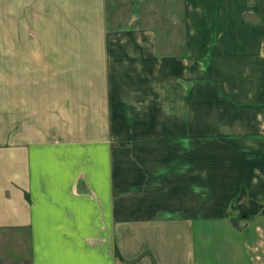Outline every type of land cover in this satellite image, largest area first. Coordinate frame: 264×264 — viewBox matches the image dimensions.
<instances>
[{"label": "crops", "instance_id": "obj_1", "mask_svg": "<svg viewBox=\"0 0 264 264\" xmlns=\"http://www.w3.org/2000/svg\"><path fill=\"white\" fill-rule=\"evenodd\" d=\"M182 1L193 63L161 58L157 29L137 14L112 27L108 0H0V241L27 243L29 264H264V225L122 223L113 135L149 87L153 110L184 120L159 92L165 69L174 90H191L196 72L195 120L208 123L214 104L223 116L220 131H194L199 149L207 134H234L232 179L264 183V0Z\"/></svg>", "mask_w": 264, "mask_h": 264}, {"label": "rangeland", "instance_id": "obj_2", "mask_svg": "<svg viewBox=\"0 0 264 264\" xmlns=\"http://www.w3.org/2000/svg\"><path fill=\"white\" fill-rule=\"evenodd\" d=\"M108 2L111 14L115 13L117 19L111 23L112 27L121 29L128 26L132 16L137 14L139 19H135L134 23L139 28L157 29V52L161 58L189 56L186 52L182 0H144L140 6L134 5L133 0ZM5 26L6 22L0 19V48L4 50L7 46ZM188 58L192 63L195 60L192 55ZM191 70V90L180 85L174 90L168 82L166 69L157 77L159 92L169 91L175 96V114L180 113L184 120L177 119L176 124L172 122L171 126L168 118L161 117L167 113L166 105L164 112L153 110L149 87L148 91L142 89V93L139 92L138 98L130 104V107L140 105L141 108L128 112L129 118H123L119 128L115 129L112 142L113 177L116 175L114 183L121 192L118 197L123 199L120 208L122 223L125 226H151L149 224L158 217H166L176 226L238 225L239 229L249 225L262 226L263 181L237 182L232 178L239 171L236 166L239 162L234 160L226 164L229 160L227 156L232 159L237 154L234 145L237 136L225 132L207 134L204 149H199L203 142L196 141L200 136L195 132L201 126L208 132L220 131L223 116L220 112L216 113L214 104L207 113L208 123L200 118L195 120L194 112L201 109L195 103V93L191 99L189 93L201 81L194 77V69ZM215 139H220L219 144ZM220 144L228 146V154L222 152ZM221 161L225 165L216 166ZM18 244V247L11 246L6 238L0 241V264L31 263L27 254L28 244L22 241Z\"/></svg>", "mask_w": 264, "mask_h": 264}]
</instances>
